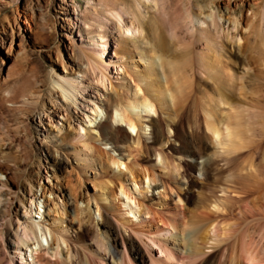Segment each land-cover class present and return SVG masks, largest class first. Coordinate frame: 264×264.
I'll return each mask as SVG.
<instances>
[{
	"label": "rangeland",
	"instance_id": "374dc122",
	"mask_svg": "<svg viewBox=\"0 0 264 264\" xmlns=\"http://www.w3.org/2000/svg\"><path fill=\"white\" fill-rule=\"evenodd\" d=\"M119 7L128 30L110 13ZM158 39L171 65L157 67L155 83L147 69ZM106 62L109 70L101 73ZM165 76L185 100L179 115L193 132L194 169L177 163L165 114L164 144L149 156L134 148L149 128L137 134L129 128L125 106L135 91L146 108L134 109V117L153 114V94L166 88ZM55 79L82 88L76 104ZM108 90L112 118L133 138L122 156L93 129ZM206 112L219 121L217 138L206 128ZM231 141L234 149L218 144ZM206 160L211 171L204 177L199 164ZM182 174L196 180L191 191L180 184ZM0 179L10 202L0 221V264L20 263L9 241L23 206L39 222L38 243L29 241L23 264H31L39 245L37 264H57L69 242L47 228L75 239L78 224L89 228L86 245L77 243L81 264H113L122 254L124 264H250L252 256L264 264V0H0ZM175 204L189 224L183 251L197 248L194 259L170 252L167 240L177 234L166 221ZM115 234L119 254L108 257L104 246ZM96 240L104 246L95 253Z\"/></svg>",
	"mask_w": 264,
	"mask_h": 264
},
{
	"label": "bare ground",
	"instance_id": "6f19581e",
	"mask_svg": "<svg viewBox=\"0 0 264 264\" xmlns=\"http://www.w3.org/2000/svg\"><path fill=\"white\" fill-rule=\"evenodd\" d=\"M110 13L114 17H117L118 23L120 24L123 23V25L121 26H123L126 30L129 29V27L127 26L125 22V20L127 19V12L123 7L114 8ZM194 17L195 15L189 12L188 19H186V21L188 20L186 24L190 25V26L188 25V27H190L189 29L191 30L195 27ZM204 21L205 20L202 19V22ZM99 35L101 38H104V34H99ZM102 45L103 46L107 45V42L102 43ZM114 56H115V53H114ZM155 58L158 59V62L155 61ZM149 59H150L149 61H151V67L147 69V72L149 76H151L152 79L154 78L153 82L156 81L155 83H158L159 71L157 67H160L164 71L166 66L168 67V65H171L170 61L166 57V51L163 46V43L159 39L155 40V42L153 43L152 53L149 55ZM108 64L109 62L101 64V70H100L101 73L102 71L107 72L109 70ZM163 73L165 74V72ZM165 78L167 82L166 88L163 90L161 88H160L161 90H158L157 88V91L155 89L156 92L153 94V97H154L153 100H155L156 102L153 108V114H150L147 112V114L144 115L143 120H139L134 117V109L140 108L142 111L143 110L145 111V108H146V103L143 101V99L139 98V96L137 95V92L135 91L132 97L130 98V100L128 101V104L125 106L127 110L126 111V122L129 128L133 130L134 128L137 127L136 134L140 129H142L143 125L149 128V137L140 135L138 133L137 135L138 137L136 140V146L134 148L142 151L146 156H149L151 155L152 148L154 145L162 146L164 144L163 123L165 120L162 118V115L165 114L167 118L166 119L167 125L172 130V138L174 139V141L178 143L177 146L174 144H171L172 150H174V152L177 154V158H176L177 163L180 164V163L185 162L190 167V169H194L198 165L197 153H195L194 150H192L191 147H189V144H190L189 139L192 138L193 132L191 134H188L184 130V122H183L181 114L179 115V111L183 109L185 100L183 99L181 95L182 92L179 91L180 90L179 87L177 85L176 87H174L172 85L173 84L172 81L167 76H165ZM152 84L153 83H151V85ZM54 85H58V87L60 88L66 100H68L70 103L76 104L77 93H81L80 91L82 90V88L78 86H74L72 84V81L68 82V81H61L58 79L54 80ZM153 86H152V89L154 88ZM105 93L106 94L103 96V99L100 101V103L97 106V107H100L101 110H103L104 115L103 117L99 118V120L93 122V129L97 133L98 139H100L104 143H109L112 149L117 151L118 155L122 156L124 146L132 147V144H128V143H130V140L133 138L130 132L126 130L124 127H122L115 117L112 118V114L110 112V102L114 99V97H113V94L109 90L106 91ZM166 97H168L170 101H172L173 107H174L173 110L170 107H165L164 103L166 102L165 100H167ZM173 115L175 117H178L177 121L173 120L172 118ZM197 116L194 118L195 119L194 121L199 127L200 117L199 116L197 117ZM204 118H205V124H206L207 130L210 131L212 136L217 138L220 134L219 127H218L219 121L217 120V118H215L214 115L208 112H206V116ZM169 119H171V121H169ZM233 135L234 134H232V132L231 133L228 132V136H233ZM218 144H220L223 149L225 147L227 150H229L230 148L234 149V144L232 143V141L231 143L230 142L228 143L218 142ZM87 147L89 146L86 145V148ZM91 148L93 149V153H97L98 155H100V151L95 145H91ZM199 166H200L201 172L204 177L209 175L211 171V162L209 160L203 161L202 163L199 164ZM147 175L149 176L150 172H148ZM150 180L154 182L153 178H150ZM180 184L183 186V188L186 189V191H191L192 188L196 184V180L190 177L189 175L182 174ZM4 186H5L4 182L1 181L0 179V221L5 219L6 213H4V211H5L6 206L10 204L7 197H2L4 196V194H2V190L4 189ZM153 187L154 189H156V185H154ZM259 194L262 197H264V189H262ZM188 195L189 193L185 192V197H188ZM260 206L261 208H263L262 203L260 204ZM22 208L24 211L19 215V217H16L17 224H16V227H14V230L12 232L15 240L9 241V245L13 247L14 253H18L21 256L20 257L21 260L19 264H23L22 255L24 257V252L26 251V249L27 248L30 249L29 241L31 239H35V241H37L38 243V239L36 237V227H37L36 225H39V222L35 221L34 217L27 216L28 212H30V208L29 210L26 209L24 206ZM149 210L150 209L147 208V211ZM166 222H167V225L170 227V230H174L175 233L177 234V240H175V238L174 239L172 238L171 240H167L172 245L170 252H172L171 254L174 256L173 258H176V259H181V258H191L192 259L193 258L194 259V257L198 255L197 248L191 245L192 247L190 248V250L187 249L183 251L184 249H186V245L189 243L190 231L188 230L189 224L184 218L182 207H180L178 204H175L170 210V215L169 217H167ZM72 223L74 222L71 220L69 221V224L66 225L68 230L73 229L71 225ZM47 229H48V232L51 233L52 235H57V236L59 235L60 237H62L63 240L67 242V244L69 242V247L67 248V251L63 253V257L61 258V260L56 261V263L57 264H81L83 260L77 248L78 244H80L78 242L82 240L83 244L86 245L85 237L89 235V228H87L86 226L82 224H78L76 228L77 230L74 234L75 239H70L64 232L60 231V232H57L56 234L50 228H47ZM193 232H194V229H193ZM6 234L11 235V231L8 229L6 231ZM43 234L45 236L44 231H43ZM119 237H120L119 234L113 235V237L111 238V243L107 246L106 245L104 246V244L100 242L101 241L100 239H99L100 241L96 240L92 242V244L90 245L91 247H93V252L95 253L99 250L101 246H104L106 250L105 255L107 253L108 257H113L119 254V251H118ZM120 240H121V244H123L124 243L123 238H121ZM82 247L84 246L82 245ZM42 250L43 248L40 245L38 248L32 249L31 254H33V257H32L31 264L38 263L39 253ZM99 253L100 252H98V254ZM138 258L142 259V255H139ZM248 259L250 260V264H263V259H260V258L254 259L253 256L252 258H248ZM123 260H124V257L122 254L119 260L115 259L114 261H112V263L113 264H124Z\"/></svg>",
	"mask_w": 264,
	"mask_h": 264
}]
</instances>
